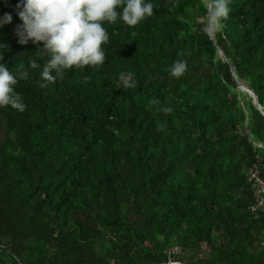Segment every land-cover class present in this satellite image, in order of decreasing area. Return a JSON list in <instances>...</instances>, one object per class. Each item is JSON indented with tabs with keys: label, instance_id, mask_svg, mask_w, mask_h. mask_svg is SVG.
Listing matches in <instances>:
<instances>
[{
	"label": "trees",
	"instance_id": "trees-1",
	"mask_svg": "<svg viewBox=\"0 0 264 264\" xmlns=\"http://www.w3.org/2000/svg\"><path fill=\"white\" fill-rule=\"evenodd\" d=\"M17 2L0 0V62L28 73L24 109L0 107V264H264L246 176L264 177V0H228L210 32L209 0H151L135 26L104 22L103 64L44 87Z\"/></svg>",
	"mask_w": 264,
	"mask_h": 264
},
{
	"label": "clouds",
	"instance_id": "clouds-1",
	"mask_svg": "<svg viewBox=\"0 0 264 264\" xmlns=\"http://www.w3.org/2000/svg\"><path fill=\"white\" fill-rule=\"evenodd\" d=\"M16 9L21 21L16 26L18 43L23 45L30 41L48 57L40 72L41 87H44L66 69L103 64L105 52L102 45L108 40L104 22L112 24L119 19L132 27L151 16L154 6L151 0H18ZM227 14L228 0H213L208 26L218 24ZM11 20V14L4 13L0 27ZM30 66L37 67V62L31 61ZM185 71L186 62L181 59L170 65L168 74L179 78ZM27 75L23 71L14 74L0 62V107L24 109L14 85L17 76L25 78ZM123 86L128 88L131 85L124 81ZM171 110L162 109L165 112Z\"/></svg>",
	"mask_w": 264,
	"mask_h": 264
},
{
	"label": "built area",
	"instance_id": "built-area-1",
	"mask_svg": "<svg viewBox=\"0 0 264 264\" xmlns=\"http://www.w3.org/2000/svg\"><path fill=\"white\" fill-rule=\"evenodd\" d=\"M246 176L255 196V200L250 207L251 210L264 211V177L261 175L260 168L256 164H252Z\"/></svg>",
	"mask_w": 264,
	"mask_h": 264
},
{
	"label": "water",
	"instance_id": "water-1",
	"mask_svg": "<svg viewBox=\"0 0 264 264\" xmlns=\"http://www.w3.org/2000/svg\"><path fill=\"white\" fill-rule=\"evenodd\" d=\"M211 7H212L211 0H209V11H210ZM209 19H210V17L208 18V24H209ZM207 30H208V32H210L211 31V26H208ZM219 53L224 56L225 60L230 65V69H231V71L233 73V68L231 66V62L229 61L228 57L225 55V53L223 52V50L221 48H219ZM233 80H234V82L237 84V86L240 89H242V90H244V91H246L247 93L250 94V96L252 97L253 103L260 109V106H259L258 101H257L256 94L254 93V91L252 89H250L247 85L237 81V79L235 78L234 74H233ZM175 252H176V250H175ZM164 264H182V263H180L177 259H175L172 254H170L168 262L164 263Z\"/></svg>",
	"mask_w": 264,
	"mask_h": 264
},
{
	"label": "crops",
	"instance_id": "crops-1",
	"mask_svg": "<svg viewBox=\"0 0 264 264\" xmlns=\"http://www.w3.org/2000/svg\"><path fill=\"white\" fill-rule=\"evenodd\" d=\"M176 259V258H175Z\"/></svg>",
	"mask_w": 264,
	"mask_h": 264
}]
</instances>
